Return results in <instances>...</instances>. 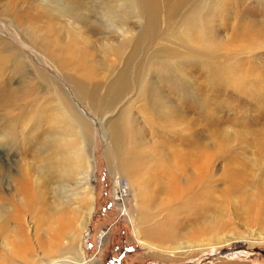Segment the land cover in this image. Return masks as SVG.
<instances>
[{
  "label": "rangeland",
  "instance_id": "374dc122",
  "mask_svg": "<svg viewBox=\"0 0 264 264\" xmlns=\"http://www.w3.org/2000/svg\"><path fill=\"white\" fill-rule=\"evenodd\" d=\"M73 3L80 5L77 13H82L85 21L75 23L72 19L70 22L74 23L68 25L58 13ZM220 3L223 12H206L208 21L203 20L202 26H215L222 45L242 43L241 36L251 26V20L264 23V0ZM124 4L123 0H0V54L7 57L0 63V93L3 87H10L19 97L10 115L0 110V197L12 200L22 210L20 176L33 173L28 164H39V150L50 149L58 136H69L72 130L55 108L56 98L61 97L79 106L92 127L87 136L94 146L96 208L81 238L88 264H264V49L246 56V73L238 72L239 80L233 84L225 77L212 84L197 58L190 56L189 61L178 52L179 62L170 69L174 79L161 83L168 96L165 101L172 100L182 114L167 122L159 120L156 112L140 113L134 107L138 126L144 130L145 146L139 147L138 155H149V149L154 152V159L157 155L160 158L155 163L158 170L151 167L149 160L140 159L134 179L147 184L153 175L164 182L174 176L184 190L180 196L169 198L159 194L155 185L149 187L151 200L143 201L152 208L150 218L141 226L146 237L140 238L134 229L138 223L136 194L122 174L118 183L115 168L108 161L103 128L85 109L91 106L107 119L117 116L125 104L126 100L117 107L102 98L106 85L123 65L121 56L130 52L133 41V37L126 41L120 38L116 29L103 34L105 16L109 12L114 20H125L134 32L140 27L134 15L127 13V6L123 8ZM204 6V0H199L190 11ZM235 27L242 31L240 37L233 34L234 30L237 32ZM121 43L126 44L114 53L108 51L107 47ZM221 60L225 62V58ZM185 78L190 84V98L185 93ZM71 79L87 81V89L97 83L104 87L98 98L82 103L77 101L79 96ZM172 81L178 88L170 86ZM42 113L46 116L40 122ZM185 114L190 119L183 123ZM11 132L15 137H9ZM187 151L190 160L185 159ZM30 216L24 213L17 219L19 226L25 224L21 226L22 234H27L28 244L17 241V257L8 258V262L0 260V264L43 263L37 258H22L31 252L41 258L43 251L50 248L49 236L44 237L40 249L28 233V221L31 226L35 222ZM10 217L7 214V222ZM169 219L175 224H164ZM161 226L163 233L173 227L176 239L163 240L158 229ZM3 229L0 254L2 251L4 255L6 250L1 249V243L7 240L11 244L15 237ZM147 241L154 246L145 245ZM66 246L62 242V247ZM172 247H176L175 251Z\"/></svg>",
  "mask_w": 264,
  "mask_h": 264
},
{
  "label": "bare ground",
  "instance_id": "6f19581e",
  "mask_svg": "<svg viewBox=\"0 0 264 264\" xmlns=\"http://www.w3.org/2000/svg\"><path fill=\"white\" fill-rule=\"evenodd\" d=\"M123 1L125 3L123 8L125 9L127 6V13L134 15L140 27L134 32L125 20H114L113 16H109V12L105 16L103 26H106V31L103 34H106L109 29H116L118 35L121 36H119L120 38L126 41L133 37V41L130 52L124 54L123 57L121 56L123 65L106 85L105 95L102 98L107 104L117 105V107L124 100H126L125 104L122 105V108L120 107L117 116L110 115L107 119L98 115L91 106L87 105L85 109L99 120L103 128L102 132L108 144V161L115 168L114 173L119 179L118 183H121V176L123 175L130 186L129 189L136 194L138 223L134 229L140 238H144L145 235L141 226L150 218L148 216L152 208L143 201L144 199H147L148 202L151 200V197H148L151 194L149 187L155 185L159 194H163L165 197L169 195V198L170 195L172 198L180 196L182 194L180 191L183 192L184 190L178 186L179 180H175L174 176L164 179L166 180L164 182L158 178L156 180L157 176L153 175L154 177L152 176L150 180H147V184L138 183L134 179V173L139 169L140 159L149 160V164L155 170L159 168L155 163H159L160 160L158 155L154 159L151 156L154 155V152L149 149H147L149 155H138L139 147L145 146L142 138L144 130L138 126L139 121L134 115V107L137 106L136 108L139 109L140 113H144L146 110L156 112L159 120L167 122L182 114L178 108L173 106L175 103L172 100L165 101L168 96L164 94L161 83L162 80L174 79L170 69H175V64L179 62L176 60L178 52H182L189 61L190 56L192 59L197 58L198 62L203 65L212 84L218 80L223 81V77L229 79L232 84L235 83L236 80H239L238 72L246 73L244 70L246 56L264 49V23L251 20V24H248L251 26L241 36L240 41L242 43L232 46L227 42L229 47L220 44L221 42L215 33V26H202L203 20L208 21L206 12L212 15H216L220 11L223 12L224 9L220 0H204V8H196L192 11L190 8L195 6L199 0ZM80 8L77 3L65 5L58 14L68 25L74 23L70 22L72 19L75 23L78 21L82 23L85 19L82 17V13H77L80 12ZM87 13L88 11L85 14ZM235 29L239 34L235 30L233 34L238 37L242 31L237 27ZM6 44L12 48L9 43ZM125 44H113L107 48L109 52L114 53L116 48ZM155 47L157 48L154 50ZM160 55L165 58L162 60ZM4 58L7 59L6 56L0 54V63L5 62ZM201 58H204L205 61H202ZM222 58H225V62L221 60ZM188 71H190V66H188ZM155 78L157 79L155 80ZM187 80L185 78L183 82L185 93L190 98L188 96L190 95V84ZM71 82L74 87L73 90L79 96L76 100H80L82 103H85L84 100L86 99L98 98L102 87H104L101 83H97L92 85L94 88L87 89V81L85 80L73 81L71 79ZM170 86L178 88L175 81L170 82ZM175 96L178 97L179 95ZM181 96L183 97V95ZM156 97L157 99H155ZM18 98L14 89L3 87L0 93V110L4 111L6 115H10ZM55 101V108L59 114L64 115L63 122L72 131L69 132L67 138L64 136H62L63 139L59 136L56 137V141L50 144V149L39 150V164H28L29 170L33 173L25 172L24 175L20 176L22 184L20 185L21 189H19L22 198H19V201L24 206L22 210H18L12 200L9 201L0 197V229L4 228V232L13 233L15 237V241H12L11 244L7 240V242L1 243V249L6 250V254L3 255L1 251L0 260L5 262H8V258L14 260L17 257L14 251V245L17 241L24 245L28 244L27 234H22L21 226H25V224L19 226L20 224L17 222V219L26 213L31 215L30 218L35 221L33 226H31V221H28V233H31L40 249L43 248L44 237L49 236L50 248L48 251H43L41 258L34 256L31 252L23 255V259L26 261L31 259L32 261L33 258H37L36 260L39 259L43 262L42 264L89 263L82 248L81 238L96 208L93 187L95 168L92 149L94 146L92 140L87 136V133L91 131V126L79 106L73 105L61 97H57ZM168 113H172V115L164 117ZM40 116L41 119L38 118V121H44L46 114L42 113ZM111 117L116 118L109 120ZM189 119V116L186 115L183 123L188 122ZM11 123L14 122L11 121ZM5 125L6 123L2 125V128ZM53 126L56 127V123ZM63 128L60 124L59 130ZM11 133L12 136L9 137H15V134ZM56 133L59 132L56 131ZM3 138L5 137L3 136ZM184 156L186 160H190L189 151L185 152ZM180 159L186 161L183 157ZM187 179L188 184H190V175ZM170 186L172 188L169 191ZM7 214L11 215L8 222L6 221ZM167 223L175 224L172 219L164 224ZM162 228L163 226L158 227L163 240L176 239L177 231L173 227L165 233H163ZM62 242L68 246L62 247ZM152 243V241H147L144 244L152 247ZM175 249L176 247H172L173 251ZM64 250L67 251L66 254L63 253Z\"/></svg>",
  "mask_w": 264,
  "mask_h": 264
}]
</instances>
